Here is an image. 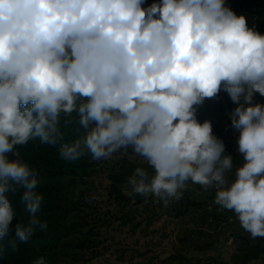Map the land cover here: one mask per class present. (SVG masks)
I'll use <instances>...</instances> for the list:
<instances>
[{
    "label": "clouds",
    "instance_id": "1",
    "mask_svg": "<svg viewBox=\"0 0 264 264\" xmlns=\"http://www.w3.org/2000/svg\"><path fill=\"white\" fill-rule=\"evenodd\" d=\"M0 0V239L12 251L37 226L43 196L17 146L59 144L65 160L124 149L154 169L128 183L167 206L187 182L215 188L251 238H264V34L226 0ZM227 93L239 135L233 157L196 118V106ZM77 114L84 134L63 142L61 115ZM11 157V158H10ZM23 190L30 213L17 221L7 193ZM33 264H46L44 257Z\"/></svg>",
    "mask_w": 264,
    "mask_h": 264
},
{
    "label": "rangeland",
    "instance_id": "2",
    "mask_svg": "<svg viewBox=\"0 0 264 264\" xmlns=\"http://www.w3.org/2000/svg\"><path fill=\"white\" fill-rule=\"evenodd\" d=\"M154 2L160 0H145L142 7ZM226 4L245 16L250 28L264 34V0H226ZM255 102L264 103V97L257 94ZM235 107L223 91L196 106L197 120L211 121L214 135L233 157L229 183L244 163L236 151L239 133L227 116ZM60 129L63 142L84 134L75 112L70 118L61 115ZM19 149L37 173L36 191L43 201L36 216L47 228L37 226L27 242L17 241L16 251L9 248L8 237L0 239V264H33L40 257L46 264H264V238H251L234 211L214 202L215 188L188 181L182 198L167 206L151 194L134 192L128 181L137 168L149 178L155 172L131 148L107 159H93L85 152L76 160L63 159L59 144H41L39 139ZM22 192L7 193L16 213L13 224H27L30 217L20 202Z\"/></svg>",
    "mask_w": 264,
    "mask_h": 264
},
{
    "label": "trees",
    "instance_id": "3",
    "mask_svg": "<svg viewBox=\"0 0 264 264\" xmlns=\"http://www.w3.org/2000/svg\"><path fill=\"white\" fill-rule=\"evenodd\" d=\"M68 121H69V120L65 121L64 123H68ZM64 123H63V124H64ZM60 130H61V129H60ZM61 131H62V130H61ZM19 148H20V146L16 148V149H17V151H20V149H19ZM44 149H47V147H46V148H44ZM37 155H38V154H37ZM49 155L53 156V154H49ZM34 161H37V160H36V158H34ZM37 163H39V160L37 161ZM47 167L51 168V166H47Z\"/></svg>",
    "mask_w": 264,
    "mask_h": 264
}]
</instances>
